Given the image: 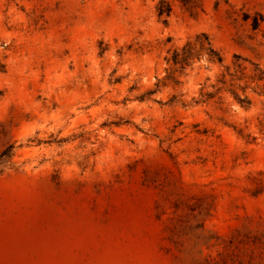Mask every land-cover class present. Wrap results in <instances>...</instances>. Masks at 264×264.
I'll return each instance as SVG.
<instances>
[{
  "label": "rangeland",
  "instance_id": "1",
  "mask_svg": "<svg viewBox=\"0 0 264 264\" xmlns=\"http://www.w3.org/2000/svg\"><path fill=\"white\" fill-rule=\"evenodd\" d=\"M159 1L0 0V264H264V0Z\"/></svg>",
  "mask_w": 264,
  "mask_h": 264
},
{
  "label": "trees",
  "instance_id": "2",
  "mask_svg": "<svg viewBox=\"0 0 264 264\" xmlns=\"http://www.w3.org/2000/svg\"><path fill=\"white\" fill-rule=\"evenodd\" d=\"M183 4H187L188 0H180ZM156 11H157V16L159 18H162V22L164 24H166L167 22V17L170 14L171 8L169 6V4H167L165 1L160 0L159 3L156 6ZM261 21L262 18H261ZM167 41H170V39H168ZM195 48H198L199 51H202L205 53L207 59L212 62V63H221L222 62V58L219 56V54L212 48L209 39L206 35L201 34L198 37H196L195 39V43L194 44H190L187 43L185 44L179 51L178 50H174L171 54V61L172 64L174 66H178L180 70H183V68L188 65V60L191 58L192 53L194 51ZM105 50V48H100V51L103 52ZM234 64L236 67H240L239 61H241V58L238 56H234ZM4 68L3 65L0 64V71ZM115 82H118V79L115 80ZM177 83V82H175ZM160 82L158 81L155 85V89L153 90H146L143 93H141L140 95L136 96V99L139 101H147L150 100L151 96L154 95L159 87H160ZM135 89L134 87L131 88V90ZM206 98H212L213 95L212 94H205ZM235 99L237 100V102L241 105H248V101L246 98H241V97H237L236 95H234ZM174 100V97H172L170 99L169 102H172ZM14 151H15V147L13 145H9L7 146L1 153H0V173L3 172V169L11 166V160L14 156ZM175 209L176 211L174 212V214H177V210L179 209H185L188 208V200L181 198L178 199L175 202ZM198 210H200L199 213H202V207L199 205L197 207ZM198 228H202L203 229V225H198V226H192L191 224L188 225V227L185 229V232L183 234H181L180 238H187L188 235H191L193 233V231L195 229ZM210 264H218L217 261H215L214 259H211L209 261ZM195 264H202L201 261L199 260H195Z\"/></svg>",
  "mask_w": 264,
  "mask_h": 264
}]
</instances>
